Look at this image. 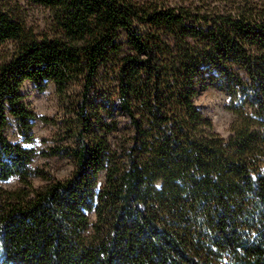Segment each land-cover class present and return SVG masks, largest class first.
<instances>
[{
    "label": "trees",
    "instance_id": "16d2710c",
    "mask_svg": "<svg viewBox=\"0 0 264 264\" xmlns=\"http://www.w3.org/2000/svg\"><path fill=\"white\" fill-rule=\"evenodd\" d=\"M30 1L55 13L58 34L37 38L0 11V47L16 46L0 64V182L22 183L0 187V264H264V2L208 13ZM120 30L133 53L119 69L127 137L112 149L88 94ZM27 80L40 91L53 82L63 102L72 84L81 88L66 152L76 169L64 180L36 172L49 181L41 188L30 182L34 152L5 134L10 115L32 140L38 117L20 92ZM207 85L230 95L228 138L194 103Z\"/></svg>",
    "mask_w": 264,
    "mask_h": 264
},
{
    "label": "rangeland",
    "instance_id": "374dc122",
    "mask_svg": "<svg viewBox=\"0 0 264 264\" xmlns=\"http://www.w3.org/2000/svg\"><path fill=\"white\" fill-rule=\"evenodd\" d=\"M132 2L144 12H152V9L165 3L172 6H186L208 13H226L247 2L256 4L264 0H132ZM0 11L22 22L26 32L37 38L55 37L58 34L55 13L34 1L0 0ZM116 43L118 44L117 51L112 52L107 61L100 65L88 94L90 101L88 109L92 114H95L94 110L101 106L96 120L107 132L106 135L109 136L112 149H116L127 137L125 128L128 123L118 106L119 69L121 60L133 53L126 30L118 32ZM15 48V43L12 41L0 47V64L10 59ZM20 92L24 95L25 104L38 117L33 120L32 140H25L18 128L17 120L10 115L5 134L12 143L20 144L34 152L33 161L30 164L33 172L30 177L32 186L41 188L49 182L36 172H43L52 180H64L70 177L76 169V160L74 156L66 152L75 145L74 140L69 137V130L76 116V100L81 92L80 85L77 83L71 85L69 94L73 99L65 102L58 95L53 82H48L46 88L40 91L32 81L27 80L22 84ZM230 101V95L214 85H207L194 98L197 109L205 118L212 121L214 131L224 138L229 137L231 125L236 119V115L229 108ZM109 128L116 129L111 131ZM52 150L58 153L51 155ZM105 181L106 170H102L98 178V192L104 187ZM0 187L11 191L21 188L22 183L18 177H12L1 181ZM87 215L93 224L96 219L94 210L87 211Z\"/></svg>",
    "mask_w": 264,
    "mask_h": 264
}]
</instances>
